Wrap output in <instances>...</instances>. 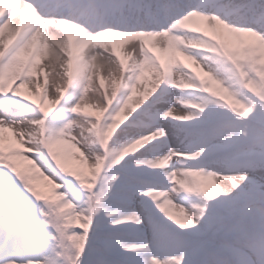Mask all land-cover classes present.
Masks as SVG:
<instances>
[{
    "label": "snow or ice",
    "instance_id": "snow-or-ice-1",
    "mask_svg": "<svg viewBox=\"0 0 264 264\" xmlns=\"http://www.w3.org/2000/svg\"><path fill=\"white\" fill-rule=\"evenodd\" d=\"M109 35L140 38L136 60L73 72V38ZM44 39L67 85L30 99ZM97 55L119 75L82 111ZM0 264H264V0H0Z\"/></svg>",
    "mask_w": 264,
    "mask_h": 264
},
{
    "label": "rangeland",
    "instance_id": "rangeland-1",
    "mask_svg": "<svg viewBox=\"0 0 264 264\" xmlns=\"http://www.w3.org/2000/svg\"><path fill=\"white\" fill-rule=\"evenodd\" d=\"M115 38V36L109 35L106 37L101 38L100 41H93V42H108L111 41ZM76 41V38H73V41ZM145 47L148 48L150 54H154L158 59L159 62L161 64H166L169 60L170 55H172L170 52L168 51H162V49H166L167 45L162 43L161 46L158 48V50L156 52H151L148 44H145ZM137 51L136 52H132L131 57L125 61V60H119V61H123L125 66L127 67L128 64H130L131 62L135 61L137 58V53L139 51V46L138 48H136ZM181 62L185 65L184 71H188V69H191L193 72H197V74H199L201 77L204 76V72L207 71V69L205 68L203 72L199 71L194 65H192L190 62L184 60L183 57H179ZM119 61L116 62V64L119 63ZM79 64V61L76 59L72 60V71L75 72L77 69V66ZM116 64L113 65V69L111 70V74H110V69L108 66H106L104 69H100L99 66H97L96 64H92L90 63V66L88 68V76L90 78V83H89V91L85 94V99H84V104L82 106V111L83 110H88L87 106L89 105H97L100 104L101 101H103V98L105 95L111 97V93H112V88H113V82L114 80L118 77L119 73L115 71V67ZM40 68L42 69L41 71H39V75L37 76L35 74V71L33 72V74H31L28 78V80H26L23 85L19 88V90L25 94H27L29 96L30 99L36 98L38 99V97H34V93L36 92H40L42 95L46 94V99L50 100L54 98L53 93L55 92V88L59 87L61 89H63L66 85H67V80H68V74L64 71V69H52V68H48V66H44V64H40ZM62 75H60V74ZM173 75L175 78L179 79L180 76V70L179 69H175L173 72ZM146 76L148 77V79L150 80L151 77V72L146 70ZM16 84L19 86L21 85V81L17 80ZM145 87H147V85H145ZM159 89H157L158 91ZM177 91H179V89H176ZM144 91V88H138L136 94H142ZM186 91H191V89H187ZM11 94V93H9ZM148 99H151V96L148 97ZM145 103H147V100H145ZM144 105L141 104L139 108H136L135 111L131 112L130 114H125L122 113L120 117H118V120H123V123L120 124L119 128L116 129V131L120 130V127L122 125H124L125 123H129L132 119L133 116L136 115V112L140 111V108H142ZM182 105L180 104H176L173 108V115H181L183 114L181 109H182ZM206 111V110H205ZM125 115H127V118L124 119ZM251 114L249 115L250 118ZM94 117V113L92 114V117ZM103 121L101 120V123ZM179 123H185V122H179ZM73 135H75V131L72 133ZM86 135H88V133H85ZM5 138L7 140V138L11 135L8 132L4 133ZM15 139V138H14ZM156 139H160V137H157ZM155 140L150 141L148 143H145L142 146H138V148L140 149V151H143L144 148L148 147L150 143H154ZM69 145H75V147H79L80 145L76 143V141H66V143L64 145L60 146V151L62 152H66V153H74V148L69 147ZM175 159V158H173ZM172 161L169 162V166L171 164ZM161 200V202H163V198L160 197L158 198ZM166 209L169 211V213L171 215H173V217L175 218L177 213L179 212L178 209H174V208H170L167 205H165ZM159 211V210H157ZM161 215H163V213H161ZM165 219H167V217H165ZM171 222V221H170ZM128 223H133L132 221H129Z\"/></svg>",
    "mask_w": 264,
    "mask_h": 264
},
{
    "label": "bare ground",
    "instance_id": "bare-ground-1",
    "mask_svg": "<svg viewBox=\"0 0 264 264\" xmlns=\"http://www.w3.org/2000/svg\"><path fill=\"white\" fill-rule=\"evenodd\" d=\"M20 24L19 20V9H18V15L17 18L13 22V26H10L11 29L14 30L15 27H18ZM11 32L9 34H6V42L10 39ZM140 42V38H133L129 39L126 37H117L111 41L108 42H93V41H87V42H80L78 43L77 40L72 42L71 45V61L73 59H77L80 61L81 58H88V54L92 52L93 50H98L99 52H102L105 56L106 55H113V60H116V57H119V60H125L127 61L133 52V45L138 48ZM145 44H148L151 52H156L158 48L161 46V42L156 39L148 40L145 38L144 40ZM38 57H42L41 63L44 64V66H48V68L52 69H59L60 66L56 62L55 56L56 53L53 48L52 41L50 39H44L39 43V50L37 52ZM64 59H68V51L65 50L64 53ZM92 64H96L99 66L100 69H104L108 64L105 62L103 56L97 55L95 60L91 61ZM67 66V65H66ZM62 69V68H60Z\"/></svg>",
    "mask_w": 264,
    "mask_h": 264
}]
</instances>
